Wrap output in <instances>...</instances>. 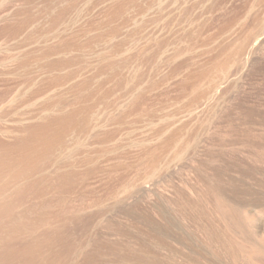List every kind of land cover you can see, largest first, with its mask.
Returning <instances> with one entry per match:
<instances>
[{"label":"rangeland","instance_id":"obj_1","mask_svg":"<svg viewBox=\"0 0 264 264\" xmlns=\"http://www.w3.org/2000/svg\"><path fill=\"white\" fill-rule=\"evenodd\" d=\"M0 97L4 143L70 116L0 146V264H264V0H0Z\"/></svg>","mask_w":264,"mask_h":264},{"label":"bare ground","instance_id":"obj_2","mask_svg":"<svg viewBox=\"0 0 264 264\" xmlns=\"http://www.w3.org/2000/svg\"><path fill=\"white\" fill-rule=\"evenodd\" d=\"M9 91V90H8ZM4 96H5V94H4ZM8 96V95H7ZM1 98V97H0ZM4 102V101H3ZM1 103V102H0ZM75 114V113H74ZM70 117V116H69ZM68 117V118H69ZM67 118V116H66V114H65V116H53L52 115V117H48V119L46 120V122H42V123H38V124H34V125H31L30 127L28 126V131H26V133H28V135L25 137V138H21V139H18L17 141H15V143H10V144H8L7 142L6 143H4V141H0V146L4 149V151H5V153L4 154H11L13 157H14V155L12 154V152L15 150H20L21 152V154L19 155V158H16V161L17 160H26V161H28L29 163H31V160H32V158H34V153L35 152H38V151H40V150H38V147H40L41 148V146L42 147H45V148H49V145H50V147H51V144H54V143H51L52 141H51V139L53 138H51V136H49L50 137V139H49V137H48V135H49V133H47V130H48V126L49 125H51L52 124V126H54V125H57L58 126V124H62L65 120H67L68 119ZM50 127V126H49ZM50 129H52V128H50ZM64 130H65V128H63ZM22 130V129H21ZM62 130V129H61ZM3 131V130H2ZM15 131V130H14ZM63 131V130H62ZM10 132V131H9ZM65 132V131H64ZM58 133H59V131H58ZM65 134V133H64ZM11 135V134H10ZM55 135H58V134H55ZM6 136V135H5ZM24 136V135H23ZM64 136V135H63ZM56 138V137H55ZM62 139V138H61ZM61 139H59V140H61ZM1 140V139H0ZM38 140H40V141H38ZM53 140V139H52ZM43 141V142H42ZM38 142H40V144H41V146L39 145V143ZM57 142H58V138H57ZM60 142V141H59ZM37 143H38V145H37ZM51 143V144H50ZM36 146H38L37 148H36ZM1 148V149H2ZM44 149V148H43ZM45 150V149H44ZM51 150H53V147L51 148ZM48 151V150H47ZM3 153V152H2ZM17 154V153H16ZM15 154V155H16ZM36 155H37V153H35ZM3 155V154H2ZM18 155H17V157H18ZM34 155V156H33ZM45 155V154H44ZM5 157V156H4ZM29 157H32V158H30L29 159ZM36 157V156H35ZM41 157H43V156H41ZM40 157V158H41ZM45 157V156H44ZM5 158H7V156L5 157ZM5 158H1V159H5ZM10 157L8 156V158L7 159H9ZM12 158V157H11ZM15 160V159H14ZM4 162L6 161V160H3ZM2 160H0V166L1 165H3L4 164V162H3ZM10 161V160H9ZM9 161H6L5 163L6 164H4V166L1 168L2 169V171L3 170H5L4 169V167H7L6 165H7V162L9 163ZM15 161V162H16ZM34 160H32V162H33ZM35 162V161H34ZM31 170V169H30ZM8 171H12V169H9L8 168ZM3 172H5V171H3ZM10 172H7V173H9L10 174ZM16 172V171H15ZM33 173V172H32ZM11 174H13V172L11 173ZM23 174H25V173H21V172H16L15 174H13L11 177H13L12 179L13 180H15L16 181V179L18 180V178H20ZM65 175H67V174H65ZM3 176V175H2ZM67 177V176H66ZM68 177H69V175H68ZM0 178H1V173H0ZM34 179V178H33ZM42 179V178H41ZM9 180V179H8ZM42 182V181H41ZM1 183V182H0ZM16 183V182H15ZM9 184V183H8ZM7 185V184H6ZM37 187V186H36ZM1 189V188H0ZM4 189V188H3ZM14 189V188H13ZM32 190V189H31ZM0 192L2 193L3 191H1L0 190ZM0 193V194H1ZM5 195V194H4ZM4 197V196H3ZM214 201V200H213ZM212 203V202H211ZM214 205V211H215V214L218 216V221H220L219 219H221V220H223V222L225 223V227L223 228V229H220L224 234H226V235H228V234H231V233H233V232H241V229L243 228V225H244V215L242 216V207H240V209L237 211V210H233V208H229L228 209V207L227 208H225L224 206H225V204H224V206L221 204V201L219 200L218 202H216V200H215V203L214 204H212V206ZM222 205V206H221ZM7 208V207H6ZM2 209V208H1ZM235 211V212H234ZM204 212V211H203ZM214 213V212H213ZM214 214V215H215ZM210 215V214H209ZM208 215V216H209ZM207 216V215H206ZM205 216V217H206ZM204 217V216H203ZM75 218V217H74ZM79 218H81V217H79ZM217 218V217H216ZM76 219V218H75ZM215 219V218H214ZM80 220V219H79ZM78 220V221H79ZM216 221V220H215ZM220 223V222H219ZM223 223V224H224ZM216 224V223H215ZM222 224V223H221ZM223 224L221 225V226H223ZM213 225H214V220H213ZM217 226H220V224H218ZM221 226H220V228H221ZM215 228H216V226H214ZM219 228V227H218ZM219 230V231H220ZM2 232V231H1ZM243 232V231H242ZM54 233V232H53ZM56 233V232H55ZM59 234V233H58ZM218 234V233H217ZM220 234V233H219ZM224 234H222V235H224ZM10 235V234H9ZM49 235V234H48ZM47 235V237H49ZM216 235V234H215ZM232 235V234H231ZM235 234H233V236H234ZM239 235V234H238ZM50 236H52L53 237V235H50ZM232 236V237H233ZM246 236V235H245ZM217 237V236H216ZM226 238H227V236H225ZM229 237V236H228ZM241 237V236H240ZM219 238H221V237H219ZM11 239V238H10ZM49 239H50V237H49ZM218 239V238H217ZM222 239V238H221ZM13 240V239H12ZM27 240V239H26ZM220 240V239H219ZM229 240H230V238H229ZM228 240V241H229ZM231 240H233V239H231ZM237 240H238V238H237ZM240 240V239H239ZM238 240V241H239ZM3 241V240H2ZM79 241V240H78ZM221 241V240H220ZM223 241V240H222ZM1 242V241H0ZM27 242V241H26ZM100 242V241H99ZM231 243H233V241H230ZM248 242V243H247ZM247 242H244L243 241V243L245 244V243H247L248 244V249L246 248L245 249V252H244V250H243V248L242 247H239V246H235V249H237L238 251L239 250H242V252L244 253V255H245V257L247 258V263H250V264H255V263H253V262H251L252 261V259H254V258H261V249L256 245V244H254V243H252L251 241H247ZM242 243V242H241ZM241 243H240V245H241ZM3 244V243H2ZM6 244V243H5ZM12 244V243H11ZM26 244H28V242L26 243ZM26 244H24V243H21L20 244V247L18 248V251L17 250H15V251H17V252H14L15 254L14 255H16L19 259H21L22 260V262L24 263V264H26L25 262H27V264H32L31 262H32V260H33V256L31 255V253H30V246L29 245H31V244H28V245H26ZM35 244V243H34ZM108 244V243H107ZM110 244V243H109ZM226 244V243H225ZM228 244V243H227ZM237 244V243H236ZM7 245V244H6ZM99 245H101V244H99ZM98 245V246H99ZM224 245V244H223ZM229 245H230V243H229ZM229 245H227L228 247H229ZM238 245V244H237ZM243 245V244H242ZM241 245V246H242ZM8 246V245H7ZM79 246H80V244H79ZM97 246V247H98ZM108 247H110V246H108ZM107 247V245L106 244H104L103 245V248L105 249V250H108L109 248ZM8 248V247H7ZM102 247L101 248H98V250H97V248H96V250H93V251H97V252H95V253H99L100 254V249H103ZM108 248V249H107ZM120 248V247H119ZM232 248H233V244H231V250H232ZM11 249H12V247H11ZM10 248L8 249V250H11ZM15 249V248H14ZM64 249V253H63V255H64V257L65 258H68V255H70V254H72V252H74V250L76 251L77 249H78V247L76 246V245H73V244H68L67 246H65L64 248H62V250ZM113 249V248H112ZM111 249V250H112ZM118 249V248H117ZM122 249V248H121ZM235 249H233V250H235ZM2 250H3V248H2ZM236 250V251H237ZM81 251V250H80ZM108 251H110V249L108 250ZM107 251V252H108ZM236 251H232V253L234 252L235 254L237 253L238 254V252H236ZM12 252V251H11ZM10 252V253H11ZM103 252V251H102ZM106 252V251H105ZM104 252V253H105ZM106 252V253H107ZM229 252H231V251H229ZM241 252V253H242ZM9 253V254H10ZM93 253V252H92ZM94 253V254H95ZM128 253V252H127ZM240 253V254H241ZM6 254V255H5ZM86 254H87V252H86ZM93 254V255H94ZM96 254V255H97ZM98 254V255H99ZM115 254V253H114ZM118 254H119V251H118ZM123 254V253H122ZM4 257H6V256H9L8 255V252L6 251L5 253H4ZM89 255H90V253H89ZM101 255V254H100ZM108 255V254H107ZM111 255V254H110ZM116 255V254H115ZM120 256H121V254H119ZM231 255V254H230ZM95 256V255H94ZM104 256V255H103ZM113 256V255H112ZM234 256V255H233ZM239 256V255H238ZM237 256V257H238ZM1 257V256H0ZM35 257V256H34ZM97 258H98V256H96ZM122 257L123 258H126V256H125V254L124 255H122ZM133 257V256H132ZM139 257V256H138ZM16 258V257H15ZM89 258V257H88ZM90 258H91V256H90ZM95 258V257H94ZM5 259V258H4ZM8 259V258H7ZM91 260L93 261V256H92V258H91ZM96 260V259H95ZM138 260V259H137ZM261 260H262V258H261ZM38 261V260H37ZM35 262V261H34ZM87 262V261H86ZM259 264H263V261H260V259L257 261ZM11 263V262H10ZM13 263V262H12ZM19 263V262H18ZM21 263V262H20ZM37 264H38V262H36ZM52 263H56V259L55 260H52L51 261V264ZM62 263V262H61ZM16 264V263H15Z\"/></svg>","mask_w":264,"mask_h":264}]
</instances>
